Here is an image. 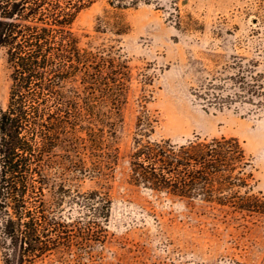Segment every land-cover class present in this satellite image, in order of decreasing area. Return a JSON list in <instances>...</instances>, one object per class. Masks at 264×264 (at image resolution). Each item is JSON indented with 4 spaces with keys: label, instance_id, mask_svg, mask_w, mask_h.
I'll use <instances>...</instances> for the list:
<instances>
[{
    "label": "rangeland",
    "instance_id": "rangeland-1",
    "mask_svg": "<svg viewBox=\"0 0 264 264\" xmlns=\"http://www.w3.org/2000/svg\"><path fill=\"white\" fill-rule=\"evenodd\" d=\"M67 28L79 46L107 50L127 64L113 169L103 180L85 176L69 185L84 192L103 184L111 203L102 234L92 239L84 225L92 208L65 195L62 213L78 220L81 231L68 249L30 264H264V213L231 206L234 194L264 200V108L229 79L240 58L257 59L264 71V0H136L125 7L93 0ZM9 74L1 49L3 105ZM214 92L230 100H215ZM144 113L153 119L150 139L237 138L248 162L240 175L246 184L222 185L216 194L225 203H219L135 182L129 153ZM88 230L95 234L96 225Z\"/></svg>",
    "mask_w": 264,
    "mask_h": 264
},
{
    "label": "trees",
    "instance_id": "trees-1",
    "mask_svg": "<svg viewBox=\"0 0 264 264\" xmlns=\"http://www.w3.org/2000/svg\"><path fill=\"white\" fill-rule=\"evenodd\" d=\"M92 1L0 0V50L10 68L7 101L0 103L3 264H30L71 246L80 226L62 213L65 195L92 208L84 223L89 238L102 234L108 217L111 200L103 184L84 192L69 189L71 181L85 176L100 181L112 171L117 159L115 127L128 76L119 55L79 46L67 28ZM109 3L125 7L136 0ZM229 79L240 91L246 90L249 102L264 108V71L257 59L248 63L237 59L236 72ZM213 97L230 100L216 92ZM152 121L147 113L137 116V135L129 153L135 182L151 190L219 203H225L216 194L222 185L246 184L240 175L248 162L237 138L180 143L150 139ZM233 196L236 212L264 213V200L256 195ZM92 224L95 234L88 230Z\"/></svg>",
    "mask_w": 264,
    "mask_h": 264
}]
</instances>
